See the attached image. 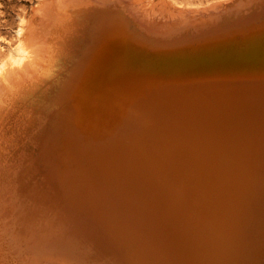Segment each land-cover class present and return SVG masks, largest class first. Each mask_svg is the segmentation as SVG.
<instances>
[{"label":"rangeland","instance_id":"obj_1","mask_svg":"<svg viewBox=\"0 0 264 264\" xmlns=\"http://www.w3.org/2000/svg\"><path fill=\"white\" fill-rule=\"evenodd\" d=\"M263 1L0 0V264H264Z\"/></svg>","mask_w":264,"mask_h":264},{"label":"bare ground","instance_id":"obj_2","mask_svg":"<svg viewBox=\"0 0 264 264\" xmlns=\"http://www.w3.org/2000/svg\"><path fill=\"white\" fill-rule=\"evenodd\" d=\"M262 1V0H261ZM264 2V1H263ZM262 3V2H261ZM257 4V3H256ZM264 4V3H263ZM261 6H262V4H261ZM261 9V8H260ZM263 9H264V7H263ZM258 12H259V10H257ZM264 11V10H263ZM262 10H261V12H263ZM255 12V11H254ZM256 13V12H255ZM257 14V13H256ZM262 14H264V13H262ZM259 15V14H258ZM262 16V15H261ZM257 17V16H256ZM264 17V16H263ZM253 18V17H252ZM257 24V23H256ZM257 28V27H256ZM177 30H179L178 28H176ZM176 29H174V30H176ZM174 30H172V32L174 31ZM192 31V30H191ZM171 32V33H172ZM193 32H195V31H193ZM218 32V31H217ZM212 33V32H211ZM177 34V33H176ZM257 35V34H256ZM200 40V39H199ZM181 44V43H180ZM178 45V44H177ZM176 46V45H175ZM194 46V45H193ZM174 48V47H173ZM240 48V47H239ZM256 50V49H255ZM234 51V50H233ZM236 51V50H235ZM168 52V51H167ZM179 53H181V52H179ZM224 53V52H223ZM177 54V53H176ZM189 54V53H188ZM256 57V56H255ZM258 58V57H257ZM261 58V57H260ZM238 61H240V60H238ZM234 62V61H233ZM183 63V62H182ZM182 63H181V65H182ZM231 63V62H230ZM208 64V63H207ZM210 65V64H209ZM218 69V68H217ZM223 69V68H222ZM231 70V69H230ZM220 71V70H219ZM248 73V72H247ZM207 74V73H206ZM223 81V80H222ZM1 83H3L2 81H1ZM236 84V83H235ZM250 84V83H249ZM236 86V85H235ZM250 86V85H249ZM252 88V87H251ZM193 96V95H192ZM191 96V97H192ZM200 96H202V95H200ZM205 96V95H204ZM208 98V97H207ZM192 99V98H191ZM209 99V98H208ZM231 99V98H230ZM209 101V100H208ZM191 102V101H190ZM193 102V101H192ZM191 102V103H192ZM223 103V102H222ZM192 105V104H191ZM214 105V104H213ZM214 107V106H213ZM224 107V106H223ZM192 108L193 109H188V108H185V110H190V111H192V110H194L195 109V105H193L192 106ZM224 110V109H223ZM207 111H208V109H207ZM204 112V111H203ZM210 112V111H209ZM202 113V112H201ZM211 113H212V111H211ZM171 115V114H170ZM169 115V116H170ZM184 115V114H183ZM238 116H239V114H237ZM245 115V114H244ZM203 116V115H202ZM212 116H214V115H212ZM247 116V115H246ZM245 116V117H246ZM172 120H173V118H172V116L170 117ZM170 119V120H171ZM179 119V118H178ZM213 119V118H212ZM238 119H239V117H238ZM166 120V119H165ZM169 120V121H170ZM172 120L170 121V122H172ZM242 120V119H241ZM163 121V120H162ZM207 121V120H206ZM244 121V120H243ZM197 122V121H196ZM203 124H204V122H203ZM251 124V123H250ZM205 125V124H204ZM206 125H207V123H206ZM173 126H175V125H173ZM178 127V126H177ZM207 127V126H206ZM251 127V126H250ZM245 128V127H244ZM259 128V127H258ZM185 129V128H184ZM261 129V128H260ZM195 130H197V129H195ZM199 130V129H198ZM257 131V130H256ZM208 132V131H207ZM255 133V132H254ZM195 134V133H194ZM248 134V133H247ZM250 134V133H249ZM259 134H260V132H259ZM187 135V134H186ZM257 135V134H256ZM246 136V135H245ZM255 136V135H254ZM184 137V136H183ZM228 137V136H227ZM226 137V138H227ZM260 137V136H259ZM212 139V138H211ZM209 140V139H208ZM258 140V139H257ZM200 141V140H199ZM214 141V140H213ZM211 142V141H210ZM148 144L150 143V142H147ZM146 143V144H147ZM201 143V142H200ZM142 144V143H141ZM147 144V146H149ZM209 144H211V143H209ZM214 144V143H213ZM222 144V143H221ZM262 144V143H261ZM116 146H117V144H116ZM119 146V145H118ZM132 146V145H131ZM227 146H228V144H227ZM113 147V146H112ZM125 147V146H124ZM139 147H141V146H139ZM213 147V146H212ZM211 147V148H212ZM152 148H154V147H152ZM110 149V148H109ZM114 149H116V148H114ZM121 149V148H120ZM220 149H223V148H220ZM218 150V148L216 149V150H218L219 152H222V153H224L225 151H221V150ZM264 148L262 147V150H263ZM104 150V149H103ZM213 150H215L214 148H213ZM233 150V149H232ZM217 151V152H218ZM261 151V150H260ZM55 152V151H54ZM121 152V151H120ZM216 152V151H215ZM230 152V151H229ZM234 152H235V150H234ZM46 153V152H45ZM221 153V155H223ZM150 154V153H149ZM218 154V153H217ZM226 154V153H225ZM107 155V154H106ZM118 156H119V154H117ZM125 155V154H124ZM242 155H244V154H242ZM109 156V155H108ZM2 157V156H1ZM125 157V156H124ZM123 157V158H124ZM226 157V156H225ZM13 158H14V156H13ZM106 158V157H105ZM110 158V157H109ZM117 158V157H116ZM122 158V157H121ZM245 158V157H244ZM119 159V158H118ZM208 159H210V158H208ZM2 160V159H1ZM106 161H108V159H105ZM117 160V159H116ZM127 160V159H126ZM136 160H137V158H136ZM227 160H229V157L227 158ZM104 161V160H103ZM105 161V162H106ZM163 161H166V160H163ZM208 161V160H207ZM239 161H240V159H239ZM243 161H244V159L242 158V162L241 163H243ZM248 161V160H247ZM121 163H123V161L121 162ZM124 163H126L125 162V160H124ZM128 163V162H127ZM132 163V162H131ZM136 164H137V162H135ZM240 163V162H239ZM46 164V163H45ZM103 164H106V163H103ZM134 164V163H133ZM250 164V163H249ZM23 165V164H22ZM96 165V164H95ZM107 165V164H106ZM131 165V164H130ZM241 165V164H240ZM102 166H104V165H102ZM101 166V167H102ZM114 166V165H113ZM116 166V165H115ZM250 166V165H249ZM23 167H25V166H23ZM105 167V166H104ZM111 167V166H110ZM134 167V166H133ZM201 167V166H200ZM207 167V166H206ZM205 167V168H206ZM94 166L93 167H91L90 169L91 170H93V172H94ZM125 168V167H124ZM137 168V167H136ZM140 168V167H139ZM51 169H53V168H51ZM96 169V168H95ZM106 169V168H105ZM118 169H121V168H118ZM131 170H132V168H130ZM135 169V168H134ZM147 169H149V168H147ZM155 169V168H154ZM153 169V170H154ZM54 170V172L56 171L55 170V168L53 169ZM53 170H50V171H53ZM88 170V172H89V168L87 169ZM174 170H176V169H174ZM195 170V169H194ZM100 171H102V170H100ZM107 171V170H106ZM120 171V170H119ZM121 171H123V170H121ZM138 171H139V169H138ZM70 172H72V171H70ZM88 172H83L84 174L85 173H88ZM92 172V171H91ZM96 173L95 174H97L98 173V171H95ZM126 172V171H125ZM124 172V173H125ZM144 172V170L142 171V173ZM149 172V171H148ZM175 172V171H174ZM189 172H190V170H189ZM83 173H81V174H83ZM102 173V172H101ZM101 173H100V175H101ZM117 174H119L120 172H116ZM140 173V172H139ZM202 173V172H201ZM262 173V172H261ZM264 173V172H263ZM262 173V174H263ZM54 174V173H53ZM56 174V173H55ZM54 174V175H55ZM104 174V173H103ZM102 174V176H104V178H102L103 180H107V179H105V174L103 175ZM107 174V173H106ZM123 174V173H122ZM167 175H168V170H167V173H166ZM199 174H200V172H199ZM260 174V173H259ZM92 175V174H91ZM90 175V176H91ZM108 175H110V174H108ZM182 175V174H181ZM83 176H85V175H83ZM89 175H86L85 177H88ZM98 176H99V174L98 175H96V177L94 178L93 177V179H96V178H98ZM114 176V175H113ZM116 176H118V175H116ZM120 176H122V175H120ZM197 176V175H196ZM92 177V176H91ZM91 177H89V178H91ZM126 177V176H125ZM153 177V176H152ZM188 177V176H187ZM89 178H88V180H89ZM107 178V177H106ZM118 178V177H117ZM128 178V177H127ZM138 178V177H137ZM121 179V178H120ZM124 179V178H123ZM185 179V178H184ZM200 179V178H199ZM82 180H86V179H80V181H82ZM98 180V179H97ZM119 180V179H118ZM126 180V179H125ZM131 180V179H130ZM187 180V179H186ZM80 181H78V183L77 184H81V182ZM87 181V180H86ZM175 181V180H174ZM177 181V180H176ZM106 183L105 184H107V181H105ZM129 181H127L126 183H128ZM133 182V184H134V181H132ZM137 182V181H136ZM143 182V181H142ZM223 182V181H222ZM74 183L75 182H73L72 184L74 185ZM86 183V182H85ZM85 183H82V184H84V185H81L82 186V189H81V191L78 193V194H76V195H74V197H76V200H75V205L73 204L74 203V201H72L71 202V205L73 206V208H69V209H71V211H72V215H73V218H72V222L70 223L71 225L70 226H72L73 224L72 223H74V220H76L77 222L79 221L80 222V220H78V219H80V218H82V220L81 221H84L83 220V218H86L87 220H90V221H93V219H92V217H95V216H100L99 214H102V215H104L105 213L104 212H102L101 213V211L105 208V210H103V211H106V208H108V203H107V200L105 201V198H106V196H99V197H97V196H94L93 195V193H95V191L97 190H95V187L97 186V184L99 185V183H102V182H100L99 181V183L98 182H96V180H95V182H90V181H88V183L85 185ZM90 183V184H89ZM95 183V184H94ZM108 183H109V181H108ZM115 183V182H114ZM118 183H122V181H120V182H118ZM138 183V182H137ZM149 183H150V181H149ZM250 183V182H249ZM39 184V183H38ZM71 184V185H72ZM76 184V185H77ZM160 184L161 183H158V187H156L157 186V184H156V186L154 185V186H152V187H150L149 189H146L147 190V192L146 193H144L145 194V196L146 197H144V199H145V201H144V203L146 204V210H145V217H144V221H145V225H147L148 224V222L150 223L151 222V224H150V226H152L153 228H155V227H157V225H158V223L160 222V217L158 218V214H160L161 215V213H159L160 211H162L163 210V208H161V205L159 206V204L161 203H164V201L167 199V197H168V192L170 191L169 190V188H170V185H171V183H166L163 187H162V189H161V187H160ZM181 184V183H180ZM76 185H74V186H76ZM89 185H90V188H89ZM94 185V186H93ZM108 185V184H107ZM120 185H122L123 186V184H120ZM126 185V184H125ZM140 185V184H139ZM92 186L94 187V188H92ZM99 186H101V184L99 185ZM106 186V185H105ZM105 186H102V187H105ZM121 186V187H122ZM150 186V185H149ZM175 186V185H174ZM173 186V187H174ZM200 185H198V187H199ZM73 187V186H72ZM129 187V186H128ZM146 187V186H145ZM97 188H99V187H97ZM105 188H107V187H105ZM113 188H115V187H113ZM89 189H93V192L92 191H90ZM180 189H181V187H180ZM201 189V188H200ZM227 189V188H226ZM133 190H135V189H133ZM227 190H229V189H227ZM192 192H193V190H191ZM97 192V191H96ZM111 192V191H110ZM143 192V191H142ZM176 192V191H175ZM178 192V191H177ZM229 192V191H228ZM259 192V191H258ZM35 193V192H34ZM54 193V192H53ZM90 193H91V195H90ZM129 193V192H128ZM37 194V193H36ZM35 194V195H36ZM107 194H109V193H107ZM171 194V193H170ZM230 194V193H229ZM32 195V194H31ZM34 195V196H35ZM172 195V194H171ZM175 195V194H174ZM187 195V197H188V193L186 194ZM199 195H200V193H199ZM37 197H39V196H41V194L38 196V195H36ZM54 196H55V194H54ZM45 197V196H44ZM97 197V198H96ZM196 197V196H195ZM54 198V197H53ZM147 198H152V199H147ZM155 198V200H153ZM1 199V198H0ZM178 199H181V197L180 198H177V200ZM186 200H187V198H185ZM201 199V198H200ZM32 200V199H31ZM44 200H45V198H44ZM109 200H110V198H109ZM108 200V201H109ZM158 200V201H157ZM174 200V199H173ZM136 201V200H135ZM176 201V200H175ZM196 201V200H195ZM201 201V200H200ZM107 204H106V203ZM38 203H39V200H38ZM55 203V202H54ZM64 203H66V201H64ZM104 203H105V207H104ZM119 203H121V202H119ZM139 203V202H138ZM232 203V202H231ZM40 204V203H39ZM43 204V201L41 202V205ZM56 204V203H55ZM45 205V204H44ZM48 204H46V206H47ZM137 205V204H136ZM186 205V204H185ZM258 205H260V203H255V206H258ZM70 206V205H69ZM118 206V205H117ZM116 206V207H117ZM179 206H181V205H179ZM196 206H198L197 204H196ZM40 207V206H39ZM48 207V206H47ZM51 207H53V206H51ZM104 207V208H103ZM114 207V206H113ZM119 207V206H118ZM182 207V206H181ZM193 207V206H192ZM30 209H31V207H29ZM166 208V207H165ZM34 209H35V207H34ZM37 209V208H36ZM108 209H110V207L108 208ZM186 210V209H185ZM195 210V209H194ZM22 211V210H21ZM139 211V210H138ZM182 211H184V210H182ZM243 210H241V209H239L238 208V221L239 222H243V220L244 219H248L246 216H245V218L243 219V215H245L243 212H242ZM254 211H258V210H254ZM70 212V211H69ZM106 212H108V211H106ZM110 212V211H109ZM108 212V213H109ZM113 212V211H112ZM177 212H179V211H177ZM251 212H253V211H251ZM255 212V213H256ZM36 213H37V211H36ZM115 214H116V212H114ZM114 213H113V215H114ZM183 213V212H182ZM181 213V214H182ZM197 213V212H196ZM55 214V213H54ZM177 214V213H176ZM264 214V213H263ZM118 215V214H117ZM203 215V214H202ZM208 215V214H207ZM257 215H259V214H256V216ZM108 216V215H107ZM107 216L105 215V218L103 217V219H105L106 221H107ZM109 216L110 217H112L110 214H109ZM108 216V217H109ZM115 216V215H114ZM157 216V217H156ZM178 216V215H177ZM186 216V215H185ZM25 218V217H24ZM149 218H150V220H149ZM204 218V217H203ZM34 219V218H33ZM94 219H96V218H94ZM101 219L102 218H98V220H100L101 221ZM115 219V218H114ZM113 219V220H114ZM120 219V218H119ZM206 219V218H205ZM263 219V218H262ZM26 220V219H25ZM87 220H85V222L87 221ZM111 219L109 218V221H107V222H112V221H110ZM147 220H148V222H147ZM173 220V219H172ZM208 220H209V218H208ZM71 221V220H70ZM96 221V220H95ZM237 221V222H238ZM256 221H259V220H256ZM255 221V222H256ZM22 222V221H21ZM77 222H75L76 224H77ZM102 222V221H101ZM104 222V221H103ZM115 222H117V221H115ZM179 222V221H178ZM34 223V222H33ZM83 223V222H82ZM82 223L80 222V224L82 225ZM89 223V222H88ZM97 223V222H96ZM114 223V222H113ZM163 223V222H162ZM29 224V223H28ZM76 224H74V225H76ZM79 224V223H78ZM77 224V225H78ZM98 224V223H97ZM105 224V223H104ZM164 224V223H163ZM163 224H162V226H163ZM208 224V223H207ZM252 224H254V222H252ZM98 225H101V224H98ZM109 224L107 223V224H105V227L106 226H108ZM220 225V224H219ZM260 225V224H259ZM30 226V225H29ZM80 226V225H79ZM78 226V227H79ZM84 226V224L82 225V227ZM85 226H86V224H85ZM208 226V225H207ZM253 226V225H252ZM255 226V225H254ZM253 226V227H254ZM81 227V226H80ZM80 227H79V230H81L80 229ZM87 227V226H86ZM91 227H94V226H91ZM110 227V226H109ZM108 227V228H109ZM112 227V226H111ZM178 227V226H177ZM222 227H223V225H222ZM247 228H248V225L246 226ZM250 227V226H249ZM39 228V227H38ZM74 227L72 226V229H73ZM113 228V227H112ZM118 228V227H117ZM210 228V227H209ZM208 228V229H209ZM212 228H213V226H212ZM212 228H210V229H212ZM77 229V228H76ZM91 229H93V228H91ZM97 229H99V227L97 226ZM102 229L103 228H100L99 230H101L102 231ZM252 229V232L250 233V234H254L253 233V228H251ZM74 230V229H73ZM86 229L84 228V231H85ZM99 230H96V229H94V231H97L98 232V234H99ZM215 230V229H214ZM220 230V229H219ZM261 230V229H260ZM75 231H77V230H75ZM86 231H89V229H87ZM209 231V230H208ZM228 231V230H227ZM248 231H251V230H248V229H246V233L248 232ZM103 232H105V231H103ZM102 232V233H103ZM110 232V231H109ZM220 232V231H219ZM239 232V231H238ZM256 232H258V230L256 231ZM111 233H113V231L111 232ZM202 233V232H201ZM92 234V233H91ZM95 234H97V233H95ZM110 234V233H109ZM109 234H106L107 236H110ZM211 234H212V232H211ZM215 234V233H214ZM249 234V235H250ZM257 234V233H256ZM113 235V234H112ZM111 235V236H112ZM156 235V234H155ZM247 235V234H246ZM99 235H97V237H98ZM224 236V235H223ZM244 236V235H243ZM250 236H252V235H250ZM95 237V236H94ZM96 237V238H97ZM104 237V236H103ZM248 237V236H247ZM258 236H256V238H257ZM98 238H100V236L98 237ZM112 238V237H111ZM115 238H117V237H115ZM176 238V237H175ZM245 238V237H244ZM248 238H251V237H248ZM248 238H246V239H248ZM104 239V238H103ZM106 239V238H105ZM114 239V238H113ZM234 240V239H233ZM259 240V239H258ZM112 241V240H111ZM246 241V240H245ZM244 241V242H245ZM176 242V241H175ZM74 243V242H73ZM103 243V242H102ZM104 244V243H103ZM108 244V243H107ZM259 244V243H258ZM176 245V244H175ZM107 246H109V245H107ZM113 246V245H112ZM261 246V245H260ZM174 247V246H173ZM104 248V247H103ZM109 248V247H108ZM172 248V247H171ZM234 248H236V246L234 247ZM111 249V248H110ZM104 250V249H103ZM255 250V249H254ZM109 251V250H108ZM111 251V250H110ZM177 251V250H176ZM232 251H234L235 252V250H232ZM232 251H231V255H229V254H227V256L225 257V259H223V261L222 262H220L221 264H242V260H246V262H248V260H247V257H249L250 256V254L247 252L246 253V255H245V257H244V254H243V252L241 251V249L240 250H238V251H236V253H232ZM246 251H248V250H246ZM253 251V250H252ZM116 252V251H115ZM122 252V251H121ZM189 252V251H188ZM258 252V251H257ZM110 253V252H109ZM174 253V252H173ZM250 253H251V251H250ZM103 254V253H102ZM108 254V253H107ZM117 254L118 253H115V254H113V255H116L115 257H116V259L118 258V256H117ZM179 254V253H178ZM182 254V253H181ZM180 254V255H181ZM186 254V253H185ZM228 255H229V257H228ZM182 256V255H181ZM181 258V257H180ZM116 259H114V260H116ZM175 259H176V257H175ZM254 259V258H253ZM180 260V259H179ZM116 261H119V260H116ZM180 262V261H179ZM245 262V263H246ZM255 262V261H254ZM249 263V262H248ZM144 264V263H143ZM244 264V263H243ZM247 264V263H246Z\"/></svg>","mask_w":264,"mask_h":264},{"label":"snow or ice","instance_id":"obj_3","mask_svg":"<svg viewBox=\"0 0 264 264\" xmlns=\"http://www.w3.org/2000/svg\"><path fill=\"white\" fill-rule=\"evenodd\" d=\"M0 39H2V38H0Z\"/></svg>","mask_w":264,"mask_h":264}]
</instances>
